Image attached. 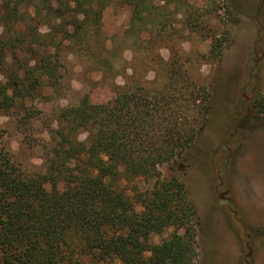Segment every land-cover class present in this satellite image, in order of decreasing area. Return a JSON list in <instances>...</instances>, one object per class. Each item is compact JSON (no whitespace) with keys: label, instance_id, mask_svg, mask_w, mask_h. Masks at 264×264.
I'll use <instances>...</instances> for the list:
<instances>
[{"label":"trees","instance_id":"trees-1","mask_svg":"<svg viewBox=\"0 0 264 264\" xmlns=\"http://www.w3.org/2000/svg\"><path fill=\"white\" fill-rule=\"evenodd\" d=\"M227 1L0 0V113L34 118L40 111L26 101L47 88L50 99L60 95L71 53L86 55L103 79L124 77L113 98L85 95L56 111L43 169L27 170L0 138V264H80L84 256L98 264H194L200 218L177 167L189 165L210 91L176 49L182 33L174 20L181 15L221 56L229 26L218 12ZM112 3L131 12L125 37L136 48L124 69L100 49ZM171 41L176 51L161 65L158 48ZM151 70L155 78L145 80ZM258 104L264 111V96ZM170 228L173 235L152 241Z\"/></svg>","mask_w":264,"mask_h":264},{"label":"rangeland","instance_id":"rangeland-1","mask_svg":"<svg viewBox=\"0 0 264 264\" xmlns=\"http://www.w3.org/2000/svg\"><path fill=\"white\" fill-rule=\"evenodd\" d=\"M195 1L205 7L208 0ZM218 13L229 26L221 56L220 46L188 30L181 15L174 20L182 33L175 38L176 49L191 76L210 91L211 112L191 149L189 165L177 167L200 218L194 264H264V111L258 104L264 96V0H228L225 11ZM130 15L128 6L112 3L104 13L100 36L106 44L97 48L112 54L120 69L132 61L136 48L125 37ZM171 43L158 48L161 65L176 51ZM88 59L81 53L68 55L62 92L50 99L47 88L43 96L27 100L28 107L40 111L29 122L17 114L0 113L1 143L27 170L43 169L50 143L47 127L58 109L77 104L85 95L93 102L109 100L115 95V82L124 83L122 75L115 82L103 79ZM155 72L149 71L144 79L152 81ZM80 138L85 139L86 133ZM174 233L170 228L153 235L152 241L159 243ZM80 264L98 263L84 256Z\"/></svg>","mask_w":264,"mask_h":264}]
</instances>
